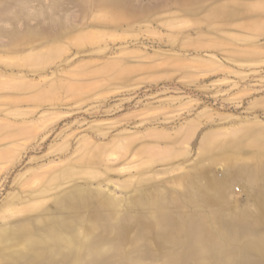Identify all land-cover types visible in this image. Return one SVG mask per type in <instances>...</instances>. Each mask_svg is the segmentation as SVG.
Returning a JSON list of instances; mask_svg holds the SVG:
<instances>
[{"label": "rangeland", "instance_id": "rangeland-1", "mask_svg": "<svg viewBox=\"0 0 264 264\" xmlns=\"http://www.w3.org/2000/svg\"><path fill=\"white\" fill-rule=\"evenodd\" d=\"M0 264H264V0H0Z\"/></svg>", "mask_w": 264, "mask_h": 264}]
</instances>
